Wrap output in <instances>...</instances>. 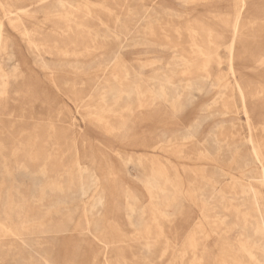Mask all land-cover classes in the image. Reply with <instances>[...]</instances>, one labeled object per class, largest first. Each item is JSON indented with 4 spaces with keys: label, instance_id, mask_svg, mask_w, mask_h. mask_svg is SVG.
I'll return each instance as SVG.
<instances>
[{
    "label": "rangeland",
    "instance_id": "374dc122",
    "mask_svg": "<svg viewBox=\"0 0 264 264\" xmlns=\"http://www.w3.org/2000/svg\"><path fill=\"white\" fill-rule=\"evenodd\" d=\"M236 1L0 0V264H264V0Z\"/></svg>",
    "mask_w": 264,
    "mask_h": 264
},
{
    "label": "bare ground",
    "instance_id": "6f19581e",
    "mask_svg": "<svg viewBox=\"0 0 264 264\" xmlns=\"http://www.w3.org/2000/svg\"><path fill=\"white\" fill-rule=\"evenodd\" d=\"M237 1H238V0H237ZM237 1H236V2H237ZM239 1H240V0H239ZM56 2H57V1H56ZM238 3L240 4V2H238ZM54 4H55V3H54ZM50 5H51V4H50ZM236 5H237V4H236ZM15 6H16V4H15ZM22 6H23V5H22ZM55 6H56V5H55ZM235 7H236V6H235ZM27 9H28V8H27ZM39 9H40V8H39ZM49 9H50V8H49ZM49 9H48V10H49ZM42 10H43V9H42ZM14 11H15V10H14ZM16 11H17V10H16ZM25 11H26V10H25ZM17 12H18V11H17ZM17 12H16V13H17ZM25 13H26V12H25ZM30 13H31V12H30ZM35 14H36V13H35ZM45 14H46V13H45ZM23 16H24V15H23ZM30 16H31V15H30ZM25 18H26V17H25ZM53 18H54V17H53ZM233 18H234V17H233ZM239 18H240V8L237 7L236 16H235V22H236V24H237V21L239 20ZM20 19H21V18H20ZM50 20H51V19H50ZM63 20H64V19H63ZM67 20H68V19H67ZM26 21H28V20H26ZM32 21H33V20H32ZM41 21H42V20H41ZM53 22H54V21H53ZM24 23H25V22H24ZM64 23H65V21H64ZM38 24H39V23H38ZM42 24H43V23H42ZM44 24H45V23H44ZM47 24H48V23H47ZM49 24H50V23H49ZM52 25H53V24H52ZM58 25H59V24H58ZM50 26H51V25H50ZM50 26H49V27H50ZM32 27H33V26H32ZM40 27H41V26H40ZM41 28H42V27H41ZM45 28H46V27H45ZM43 30H44V29H43ZM43 30H42V31H43ZM51 30H53V29H51ZM54 30H55V29H54ZM233 30H234V29H233ZM29 31H30V30H29ZM31 31H32V30H31ZM60 31H61V30H60ZM49 32H50V31H49ZM52 32H53V31H52ZM52 32H51V33H52ZM66 32H67V31H66ZM26 33H28V32H26ZM57 33H58V32H57ZM68 33H69V32H68ZM35 34H36V33H35ZM70 34H72V33H70ZM24 35H25V34H24ZM38 35H39V34H38ZM50 36H51V35H50ZM87 36H88V35H87ZM236 36H237V35H236ZM20 37H21V35H20ZM54 37H55V36H54ZM98 37H99V36H98ZM27 38H29V37H27ZM58 38H59V36H58ZM68 38H70V37L68 36ZM99 38H100V37H99ZM101 38H103V37H101ZM103 39H104V38H103ZM103 39H102V40H103ZM232 39H233V38H232ZM30 40H31V39H30ZM84 40H85V39H84ZM234 40H235V39H234ZM95 41H96V40H95ZM67 42H68V41H67ZM67 42H66V43H67ZM89 42H90V41H89ZM102 42H103V41H102ZM232 42H233V41H232ZM27 43H28V42H27ZM62 43H63V42H62ZM72 43H74V42H72ZM34 45H35V44H34ZM54 45H56V44H54ZM59 45H60V44H59ZM59 45H58V46H59ZM79 45H80V43H79ZM66 46H67V45H66ZM72 46H73V45H72ZM36 47H37V46H36ZM43 47H44V46H43ZM52 47L55 48V46H52ZM52 47H51V48H52ZM232 47H233V46H232ZM232 47H231V48H232ZM66 48H67V47H66ZM76 48H77V47H76ZM88 48H89V47H88ZM48 49H50V48L48 47ZM77 49H78V48H77ZM77 49H76V50H77ZM38 50H39V49H38ZM42 50H43V49H42ZM54 50H56V49H54ZM52 51H53V49H52ZM58 51H59V50H58ZM65 51H66V50H65ZM42 52H43V51H42ZM84 52H85V51H84ZM44 53H45V52H44ZM56 53H58V52H56ZM56 53H55V54H56ZM60 53H61V52H60ZM67 53H68V52H67ZM91 53H92V52H91ZM37 54H38V53H37ZM63 54H64V53H63ZM69 54H70V53H69ZM71 54H72V53H71ZM80 54H81V53H80ZM76 55H77V54H76ZM60 56H61V55H60ZM63 56H64V55H63ZM63 56H62V57H63ZM84 58H85V57H84ZM53 59H54V58H53ZM60 59H61V58H60ZM124 59H125V58H124ZM2 61H3V60H2ZM195 61H196V60H195ZM202 61H203V60H202ZM2 64H3V63H2ZM79 103H80V102H79ZM251 140H252V139H251ZM72 142H73V141H72ZM73 143H74V142H73ZM252 143H253V142H252ZM2 146H3V144L0 143V149L2 148ZM72 146H73V145H72ZM74 149H75V148H74ZM256 150H257V149H256ZM47 152H48V151H47ZM56 152H57V151H56ZM56 152H55V153H56ZM73 153H74V152H73ZM56 154H57V153H56ZM56 154H54L53 156H50V157L53 158V159H56V158L58 159V156H57ZM14 157H15V156H14ZM41 158H42V156H41ZM7 159H8V158H7ZM49 159H50V158H49ZM49 159H48V160H49ZM48 160H47V161H48ZM22 161H23V160H22ZM45 161H46V160H45ZM57 163H58V162H57ZM76 163H77V162H76ZM23 164H26V163H23ZM27 164H28V163H27ZM21 166H22V165H21ZM41 166H42V165H41ZM28 167H29V165H28ZM44 167H45V166H44ZM25 168H26V166H25ZM16 169H17V168H16ZM18 169H19V168H18ZM24 170H25V169H24ZM15 171H16V170H15ZM0 173H1V172H0ZM38 173H39V172H38ZM60 173H61V172H60ZM4 174H5V172H4ZM25 175H26V174H25ZM2 176H3V174H2ZM2 176H1V177H2ZM7 176H8V175H7ZM17 176H18V175H17ZM20 177H21V176H20ZM60 178H61V177H60ZM8 182H9V180H8ZM14 183H15V182H14ZM44 184H45V183H44ZM71 184H72V183H71ZM0 185H2V184H0ZM0 187H2V186H0ZM8 187H11V186H8ZM8 187H7V188H8ZM24 187H25V186H24ZM41 187H42V186H41ZM22 188H23V187H22ZM25 188H27V187H25ZM43 188H46V187H43ZM62 188H64V186H62ZM62 188H61V189H62ZM79 188H80V187H79ZM39 189H40V188H39ZM1 190H2V189H1ZM3 190H4V189H3ZM19 190H20V189H19ZM29 190H30V189H29ZM71 190H72V189H71ZM22 191H23V190H22ZM43 191H44V190H43ZM43 191H42V192H43ZM80 191H81V189H80ZM42 192H41V193H42ZM51 192H53V189H52ZM59 192H60V191H59ZM69 192H70V191H69ZM77 192H78V191H77ZM0 193H1V192H0ZM18 193H19V192H18ZM23 193H24V192H23ZM25 193H26V192H25ZM29 193H30V191H29ZM34 194H35V193H34ZM43 194H44V193H43ZM43 194H42V195H43ZM71 194H72V193H71ZM82 194H83V192H82ZM42 195H41V196H42ZM18 196H19V194H18ZM25 196H26V195H25ZM35 196H36V195H35ZM38 196H39V195H38ZM49 196H50V195H49ZM59 196H60V195H59ZM33 197H34V196H33ZM33 197H32V198H33ZM45 197H46V196H45ZM54 197H55V196H54ZM61 197H63V196H61ZM81 197H82V196H81ZM18 198H19V197H18ZM30 198H31V197H30ZM37 198H39V197H37ZM49 198H50V197H49ZM77 198H78V197H77ZM77 198H76V199H77ZM9 199L11 200V197H10V196H9ZM60 199H61V198H60ZM68 199H69V198H68ZM48 200H49V199H48ZM70 200H71V199H70ZM72 200H73V199H72ZM5 201H6V200H5ZM79 201L81 202V200H79ZM18 202H19V201H18ZM26 202H27V201H26ZM36 202H37V201H36ZM77 202H78V201H77ZM2 203H3V202H2ZM56 204H59V203H56ZM79 204H80V203H79ZM26 205H27V204H26ZM28 205H29V204H28ZM61 205H62V204H61ZM51 206H53V205H51ZM77 206H78V205H77ZM12 207H13V206H12ZM63 207H64V206H63ZM73 207H74V206H73ZM54 208H55V207H54ZM56 208H58V207H56ZM61 208H62V207H61ZM61 208H60V209H61ZM65 208H66V207H65ZM25 209H26V208H25ZM40 210H41V208H40ZM48 210H49V209H48ZM71 210H73V209H71ZM78 210H79V209H78ZM9 212H11V211H9ZM59 212H60V211H59ZM79 212H80V210H79ZM3 213H4V212H3ZM14 213H15V212H14ZM18 213H19V212H18ZM21 213H22V212H21ZM39 213H40V212H39ZM43 213H44V211H43ZM43 213H42V214H43ZM45 213H46V212H45ZM53 213H54V212H53ZM72 213H73V212H72ZM8 214H9V213H8ZM42 214H41V216H42ZM75 214H76V213H75ZM22 215H23V214H22ZM16 216H17V215H16ZM5 217H6V216H5ZM8 217H9V216H8ZM66 217H67V216H66ZM56 218H58V217H56ZM37 219H38V218H37ZM60 219H61V218H60ZM6 220H7V219H6ZM3 221H4V220H3ZM59 221H60V220H59ZM42 222H43V221H42ZM56 222H58V220H57ZM61 222H62V220H61ZM66 222H67V220H66ZM48 223H49V222H48ZM74 223H75V222H74ZM23 224H24V223H23ZM23 224H22V225H23ZM54 225H55V224H54ZM64 226H65V225H64ZM83 226H85V225H83ZM19 227H20V226H19ZM21 227H22V226H21ZM41 227H42V226H41ZM60 227H61V226H60ZM62 227H63V226H62ZM64 228H65V227H64ZM18 229H19V228H18ZM25 229H26V228H25ZM60 229H61V228H60ZM10 230H11V229H10ZM51 230H52V229H51ZM84 230H85V229H84ZM84 230H83V231H84ZM4 231H5V229H4ZM13 231H15V230H13ZM19 232H20V231H19ZM52 232H53V231H52ZM60 232H61V231H60ZM11 233H13V232H11ZM61 233H62V232H61ZM6 234H7V232H6ZM13 235H14V234H13ZM199 252H200V251H199ZM193 255H195V254H193ZM196 256H197V254H196ZM200 258H201V257H200ZM94 261H95V260H94ZM198 263H199V262H198ZM200 264H201V263H200Z\"/></svg>",
    "mask_w": 264,
    "mask_h": 264
}]
</instances>
